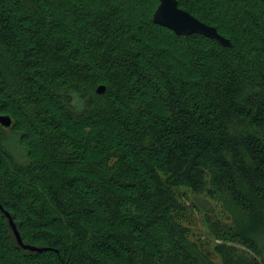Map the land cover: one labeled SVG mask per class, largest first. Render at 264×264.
<instances>
[{"label":"trees","instance_id":"obj_1","mask_svg":"<svg viewBox=\"0 0 264 264\" xmlns=\"http://www.w3.org/2000/svg\"><path fill=\"white\" fill-rule=\"evenodd\" d=\"M177 3L0 0V264H264V0Z\"/></svg>","mask_w":264,"mask_h":264},{"label":"water","instance_id":"obj_2","mask_svg":"<svg viewBox=\"0 0 264 264\" xmlns=\"http://www.w3.org/2000/svg\"><path fill=\"white\" fill-rule=\"evenodd\" d=\"M152 22L171 30L175 35L178 36H190L198 34L210 39H214L222 46H231L230 40L220 35L215 27L201 22L186 10L179 8L177 0H158V5L152 15ZM104 90L105 88L103 86H99L96 91L98 93H103ZM11 124L12 120L9 116L0 115V125L2 127L8 128L11 126ZM5 216L8 219L9 225L16 237L18 244L22 248L31 251L46 250L24 245L18 234L16 226L12 221V218L7 212H5Z\"/></svg>","mask_w":264,"mask_h":264},{"label":"rangeland","instance_id":"obj_3","mask_svg":"<svg viewBox=\"0 0 264 264\" xmlns=\"http://www.w3.org/2000/svg\"><path fill=\"white\" fill-rule=\"evenodd\" d=\"M195 200L200 202V205L203 210L206 209L207 207L210 208L213 205V202L206 201L203 197L196 198Z\"/></svg>","mask_w":264,"mask_h":264}]
</instances>
